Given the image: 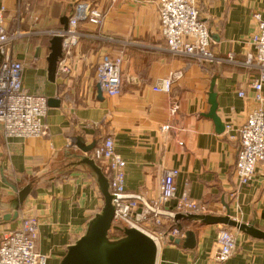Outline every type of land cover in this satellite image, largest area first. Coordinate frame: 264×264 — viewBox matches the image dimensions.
Returning <instances> with one entry per match:
<instances>
[{
	"label": "crops",
	"instance_id": "1",
	"mask_svg": "<svg viewBox=\"0 0 264 264\" xmlns=\"http://www.w3.org/2000/svg\"><path fill=\"white\" fill-rule=\"evenodd\" d=\"M82 3L103 9L104 21L79 20V42L61 61L63 55L52 79L50 39L63 28L61 16ZM198 3L200 17L210 29V47L220 57L214 62L169 50L160 28L159 0H0L4 27L20 32L14 56L23 62L25 87L60 99L59 104L49 103L45 134L6 137L0 126V244L26 211L39 221L37 250L46 255L47 264H61L103 209L97 174L85 159L93 158L102 168L93 149L112 136L116 151L126 160L127 191L143 196L140 212L147 213L151 201L159 197L163 171H179L177 197L163 206L161 223L151 214L142 221L145 229L165 234L156 264H264V239L235 227L175 218L178 197L187 192L208 207L204 214L225 215L229 205L234 219L264 230V159L258 161L248 185L240 188L236 173L239 127L260 103L264 107V84L261 102L252 86L259 68L244 62L255 49L253 12L261 10L264 15V0ZM122 49V91L114 96L103 92L100 98L98 63ZM175 71L181 75L170 91L154 88L160 78ZM214 76L217 112L225 122L222 130L207 115ZM173 104L178 105L175 111ZM94 141L89 151L78 144ZM11 184L18 190L30 187L16 218L18 192ZM7 214L12 217L3 220ZM179 224L183 230L172 236ZM223 228L234 232L237 248L227 261L219 262L217 238ZM187 230L195 232L196 246L191 249L171 239L184 238ZM117 231L112 228L110 233Z\"/></svg>",
	"mask_w": 264,
	"mask_h": 264
},
{
	"label": "built area",
	"instance_id": "2",
	"mask_svg": "<svg viewBox=\"0 0 264 264\" xmlns=\"http://www.w3.org/2000/svg\"><path fill=\"white\" fill-rule=\"evenodd\" d=\"M106 12L88 4H79L69 19L67 29L58 28L56 33L63 35L64 61L74 46L79 42L81 32L78 30L79 20L88 19L95 24H102ZM253 16L257 21V30L252 40L255 49L248 52V65L259 68V74L253 79L252 86L256 97L263 100L261 90L264 84V15L255 10ZM160 28L165 36L168 48L175 54L195 57L205 62L220 59L212 51L211 34L207 24L200 17L198 0H159ZM4 8H0V126L6 137H30L47 133L45 116L49 108L46 94L29 91L23 83V62L14 56V42L20 35L19 31H9L4 27ZM228 56L227 58H231ZM124 50L114 57L105 56L96 69V77L103 92L108 96L118 95L122 91V65ZM60 63V62H59ZM67 66H65L66 69ZM181 72H171L162 77L154 86L156 90L170 91ZM244 95V91H239ZM178 105L173 104L172 111ZM169 125L163 128H168ZM227 129H233L227 124ZM240 147L236 160V173L239 187L248 185L255 176L256 165L264 159V107L260 103L247 116L239 127ZM93 157L101 162L102 169L109 180V188L113 196L115 214L113 224L121 227H136L150 235L157 246L165 237L162 231H149L142 221L151 214L161 223L159 218L163 206L177 197V169H165L160 181V195L151 201L147 213L139 211L141 194L129 193L126 189V160L116 151L112 136H107L93 149ZM176 211L184 213H207L208 207L199 204L185 192L178 197ZM173 215L174 212H171ZM180 234L177 228L172 229V236ZM39 239V221L32 214L21 211L20 224L5 234L0 244V264H47L45 254L37 250ZM219 262L227 261L236 251L237 242L233 231L223 228L217 238Z\"/></svg>",
	"mask_w": 264,
	"mask_h": 264
},
{
	"label": "water",
	"instance_id": "3",
	"mask_svg": "<svg viewBox=\"0 0 264 264\" xmlns=\"http://www.w3.org/2000/svg\"><path fill=\"white\" fill-rule=\"evenodd\" d=\"M71 15L72 11H67L61 16V23L64 29L68 28ZM50 49L48 55V69L50 77L54 79L59 67V62L64 55L62 34L55 33L52 35L50 39ZM215 79L216 77L214 76L211 81L209 91V102L211 103V107L207 115L212 117L218 129L222 130L225 128V122L222 121L221 116L217 112L218 102L217 92L214 89ZM98 93L99 97L102 98L103 89L100 83ZM49 103L59 104L60 99L50 97ZM78 144L84 151H89L95 146L96 142L94 141L89 145H83L82 142H78ZM85 161L92 166L97 174L105 203L102 211L92 220L87 234L69 247L61 264H156L158 246L150 235L136 227H121L113 224L115 207L113 204V196L109 188L108 177L93 158L87 157ZM12 187L18 192L16 211L14 212V218H16L19 215L21 205H23L30 192V187L27 186L21 190H18L14 185H12ZM226 207L227 212L225 215L178 212L175 218L177 220L185 218L201 221L203 224H222L235 227L253 237L264 239V230L255 227L251 223H243L234 219L231 216L229 205ZM11 217V214H7L2 219L8 220ZM112 228L122 230L124 236L118 240H110L109 234ZM178 229L180 231L183 230V226L179 224ZM171 239L176 243L183 242L185 248L191 249L196 246L195 232L192 230L185 231L184 238L172 237Z\"/></svg>",
	"mask_w": 264,
	"mask_h": 264
},
{
	"label": "trees",
	"instance_id": "4",
	"mask_svg": "<svg viewBox=\"0 0 264 264\" xmlns=\"http://www.w3.org/2000/svg\"><path fill=\"white\" fill-rule=\"evenodd\" d=\"M124 236V232L122 230L117 231L116 233H110L109 238L110 240H118Z\"/></svg>",
	"mask_w": 264,
	"mask_h": 264
}]
</instances>
